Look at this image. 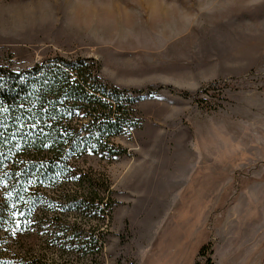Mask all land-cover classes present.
Here are the masks:
<instances>
[{"label":"rangeland","instance_id":"374dc122","mask_svg":"<svg viewBox=\"0 0 264 264\" xmlns=\"http://www.w3.org/2000/svg\"><path fill=\"white\" fill-rule=\"evenodd\" d=\"M54 56L94 58L127 90L232 84L144 98L115 140L127 155L81 161L114 193L101 264H203L208 244L213 264H264V0H0V67Z\"/></svg>","mask_w":264,"mask_h":264},{"label":"trees","instance_id":"16d2710c","mask_svg":"<svg viewBox=\"0 0 264 264\" xmlns=\"http://www.w3.org/2000/svg\"><path fill=\"white\" fill-rule=\"evenodd\" d=\"M100 70L94 58L62 56L19 72L0 67V264H68L71 254L101 264L114 193L107 175L81 161L127 155L115 140L137 128L134 106L144 98L168 90L200 103L232 87L216 81L196 92L127 90ZM72 215L78 222L66 221ZM52 251L60 260L44 262ZM212 251L209 244L200 248L203 264H213Z\"/></svg>","mask_w":264,"mask_h":264}]
</instances>
